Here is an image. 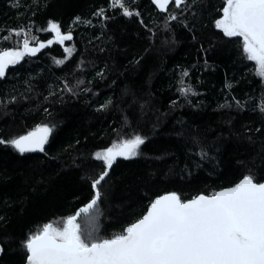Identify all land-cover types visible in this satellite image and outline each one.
Here are the masks:
<instances>
[{"label":"trees","instance_id":"1","mask_svg":"<svg viewBox=\"0 0 264 264\" xmlns=\"http://www.w3.org/2000/svg\"><path fill=\"white\" fill-rule=\"evenodd\" d=\"M124 3L138 15L112 0H0V49L25 37L47 45L0 78V264H22L31 235L91 201L105 169L94 153L114 142L144 139L138 155L115 159L98 208L77 217L98 238L120 234L157 195L264 180V79L241 39L215 26L224 0ZM49 22L72 39L55 42ZM43 125L53 129L44 151L7 143Z\"/></svg>","mask_w":264,"mask_h":264},{"label":"snow or ice","instance_id":"2","mask_svg":"<svg viewBox=\"0 0 264 264\" xmlns=\"http://www.w3.org/2000/svg\"><path fill=\"white\" fill-rule=\"evenodd\" d=\"M153 2L166 10L170 0ZM174 2L179 7L185 0ZM112 7H120L125 16L138 15L126 7L124 0H112ZM222 13L215 26L226 37L241 39L243 53L255 62L257 74L264 79V0H224ZM47 30L56 34L55 42L62 44L72 39L70 33L61 34L60 26L54 22H49ZM53 42L49 40L47 44ZM46 46L41 43L30 47L25 37L22 50L0 49V78L9 66ZM183 91L187 94L191 89ZM52 131L47 125L38 126L7 143L21 154L44 151ZM143 143L144 139L137 135L94 154L105 170L92 181L93 198L75 216L57 226L45 224L27 239L28 264H264V182H256L252 175L211 196L199 195L190 200H183L175 192L159 196L151 201L142 218L111 238H98L94 228L83 231L77 216L89 215L98 208L99 185L115 159L135 157Z\"/></svg>","mask_w":264,"mask_h":264},{"label":"water","instance_id":"3","mask_svg":"<svg viewBox=\"0 0 264 264\" xmlns=\"http://www.w3.org/2000/svg\"><path fill=\"white\" fill-rule=\"evenodd\" d=\"M152 1H153V0H152ZM153 3H154V2H153ZM154 4L157 6L156 3H154ZM157 7H158V6H157ZM158 8L161 10L160 7H158ZM161 11H163V10H161ZM35 129H36V128H35ZM35 129H33V130H31V131H34ZM31 131H29V132H31ZM29 132H28V133H29ZM26 134H27V133H26ZM26 134H24V135H26ZM21 136H22V135H21ZM17 138H18V137H17ZM118 157H119V156H118ZM104 170H105V169H104ZM242 178H243V177H242ZM242 178H240L238 181H236L235 183H233V184L230 185V186L223 187V188H220V189L216 190L214 193H216V192H218V191H221V190H223V189H225V188H229V187L234 186V185H235L237 182H239ZM260 182H264V180H263V181H260ZM214 193H213V194H214ZM165 194H168V193H163V194H160V195H157V196L153 197V198L150 200V202L147 204V206H146V208H145V211L142 213V215H141L138 219H136L135 221H133V222L127 224V225L124 227V229H125L127 226H129L130 224H132V223L136 222L137 220H139L140 218H142V216L147 212L148 207H149L151 201H153V200L156 199L157 197L162 196V195H165ZM213 194L205 195V196H211V195H213ZM199 195H201V194H198V195H196V196H199ZM196 196H193V197H191V198H189V199H186V200H190V199H192V198H194V197H196ZM88 203H89V202H88ZM88 203H86L84 206H86ZM84 206H82V207H84ZM82 207H80L79 209L76 210L74 216L79 212V210H80ZM77 217H78V216H77ZM124 229H123V230H124ZM122 232H123V231H122ZM122 232H121V233H122ZM28 255H29V253H28V251H27V249H26V257H25V260H24V262H23L22 264H28V260H27Z\"/></svg>","mask_w":264,"mask_h":264},{"label":"rangeland","instance_id":"4","mask_svg":"<svg viewBox=\"0 0 264 264\" xmlns=\"http://www.w3.org/2000/svg\"><path fill=\"white\" fill-rule=\"evenodd\" d=\"M222 14H223V13H221V16H220L218 19H220V18L222 17ZM218 19H217V20H218ZM217 20H216V21H217ZM220 30H221V29H220ZM221 31H222V30H221ZM222 32H223V31H222ZM55 35H56V34H55ZM20 40H21L20 46H18V47H16V48H13V47H11V48H4V50H7V49H19V50H22V48H23V40H22V38H20ZM29 46H30V45H29ZM33 46L35 47V44H33ZM30 47H32V46H30ZM116 143H118V142H116ZM114 144H115V142H114ZM96 152H98V151H96ZM96 152H95V153H96ZM95 153H94V154H95Z\"/></svg>","mask_w":264,"mask_h":264}]
</instances>
